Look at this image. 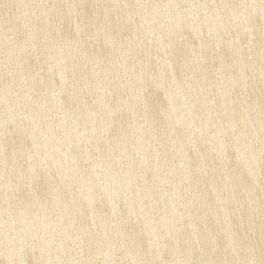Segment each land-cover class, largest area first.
Wrapping results in <instances>:
<instances>
[{
	"label": "water",
	"instance_id": "water-1",
	"mask_svg": "<svg viewBox=\"0 0 264 264\" xmlns=\"http://www.w3.org/2000/svg\"><path fill=\"white\" fill-rule=\"evenodd\" d=\"M0 264H264V0H0Z\"/></svg>",
	"mask_w": 264,
	"mask_h": 264
}]
</instances>
